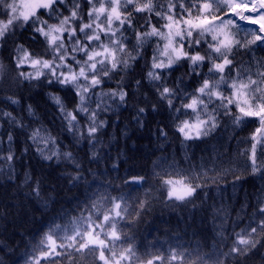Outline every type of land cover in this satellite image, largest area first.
<instances>
[{
    "label": "snow or ice",
    "instance_id": "1",
    "mask_svg": "<svg viewBox=\"0 0 264 264\" xmlns=\"http://www.w3.org/2000/svg\"><path fill=\"white\" fill-rule=\"evenodd\" d=\"M68 3L69 0H0V42L15 35L17 27L25 26H30L44 38L45 55H35L22 44L16 45L12 59L17 78L32 81L50 76L49 84L55 82L71 87L77 97L71 111L65 108L60 97L53 99L67 120L69 130L74 134L80 131L79 140L87 138L94 146L96 134L105 123L98 122L100 111L107 110L105 99L115 102L118 97L120 102H125L127 93L122 89L96 91L103 79L111 78L121 65L127 68L129 60L135 59L155 37L158 40L147 77L161 82L156 85L159 99L167 101L168 107L178 114L175 131L184 141L203 140L220 127L218 116L221 114L230 119L233 130L257 123L250 135L239 141L246 147L236 153L237 158L243 160L237 167H242L245 172L250 168L252 174L259 172L264 176V56L256 55L257 52L264 53V0H86V19L82 0H71L69 14L64 15L58 6ZM138 14H145V22L139 28ZM153 15L158 18L157 23H165L157 27L152 23ZM53 19L58 22H50ZM129 30L135 36L131 50L126 35ZM49 51L51 58H47ZM77 53L79 57L75 55ZM241 55L247 56L248 60H237ZM182 62L187 63L189 74L200 78L192 93L178 94L176 88L162 82L164 72ZM208 65L207 72L198 71ZM3 67L0 63V70ZM25 67L32 71H24ZM180 96L188 102L177 108L173 98ZM8 99L17 102L11 97ZM93 103L95 108L91 107ZM144 111V108L139 109L140 113ZM80 114L86 119L82 127L78 119ZM3 115L11 117V113ZM180 115L188 116V119L180 120ZM13 122L16 121L13 119ZM41 131H34L29 138L44 156L45 148L55 140L50 135L42 137ZM160 135L167 137L163 129ZM41 140L45 148L39 146ZM8 141L12 142L11 134ZM57 155V152L52 153V156ZM63 155L67 160L73 159L71 152ZM223 155L214 149V159L210 160L212 167L203 164V170L195 175L172 165H169L170 171L163 168L154 171L153 176L161 186L157 191L162 195L166 191V203H192L198 190L234 171L231 166L223 167ZM52 156L44 158L52 159ZM14 159L11 151L7 156L0 155V160ZM232 163L235 161H229ZM154 165L159 167L155 162ZM75 166L80 168L78 163ZM115 169L116 165H113ZM210 172L215 174L209 175ZM80 179L78 174L72 177V182ZM117 179L121 180L120 185L111 181L98 185L103 191L93 193L94 198H89L90 206L86 204L80 210L87 212L86 216L73 217L68 223H52L26 252L25 264H61L63 260L77 264V256L85 258L89 255L93 257V264H227L226 257H247L258 244L264 246V197H259L248 224L236 231L238 225L233 222V239L227 252L197 253L196 260H189L193 252L184 245H170L165 250L162 245L157 248L156 244H149L140 253L134 237L123 228L134 210L137 217L141 215L148 207V201L137 199L133 205L131 192L125 193L124 189L142 186L146 177L129 170L128 177ZM240 179L241 176H235L233 187ZM34 191L39 195L38 187ZM113 191L118 194L112 195ZM248 206L242 205L241 211ZM220 213L223 218L217 235L224 240L228 239L224 231L228 213L223 208L216 210L217 216ZM237 218L241 220L239 213ZM257 235L261 238L257 239Z\"/></svg>",
    "mask_w": 264,
    "mask_h": 264
},
{
    "label": "trees",
    "instance_id": "2",
    "mask_svg": "<svg viewBox=\"0 0 264 264\" xmlns=\"http://www.w3.org/2000/svg\"><path fill=\"white\" fill-rule=\"evenodd\" d=\"M58 7L64 15H68L71 0ZM82 8L86 19V0H82ZM138 15L139 28L145 22V14ZM157 19L153 15L152 23L157 27L165 23H157ZM50 22L58 21L53 19ZM126 35L131 50L135 36L130 30ZM157 40L152 38L135 59L129 60L127 68L121 65L111 78L105 77L96 89L97 92L122 89L127 95L125 102H120L118 97L115 102L105 99L107 110H101L98 116V122L105 123L96 134L94 146L87 138L78 139L79 130L75 134L69 130L67 120L53 99L60 97L65 108L71 111L77 103L71 87L55 82L49 84L50 76L32 81L17 78L12 59L16 45L22 44L35 55H45L47 45L44 38L30 26H25L17 27L15 35L0 42V63L4 65L0 70V155L7 156L11 151L15 157L12 161L0 160V264H25L26 252L52 223H68L73 217L86 216L87 212L81 213L80 210L86 204L90 206L89 198H94L93 193L103 191L98 189V185L109 181L120 185L121 180L117 177H128L129 170L132 174L146 177L142 186L132 185L124 189L125 193L131 192L130 202L133 205L137 199L148 201V207L141 215L137 217L134 210L123 228L124 232L134 237L140 253L149 244H156L157 248L162 245L165 250L170 245H184L193 252L189 260H196L197 253L227 252L233 239V222L238 225L236 231L249 223L257 199L264 197V176L259 172L252 174L250 168L245 172L242 167H237L243 164V160L237 158L236 153L246 147L239 141L248 137L258 124L249 123L247 127L233 130L230 119L221 114L218 116L220 127L210 137L184 141L175 131L178 114L174 108L168 107L167 101L159 99L156 85L161 82L147 77ZM75 55L79 57L80 54ZM256 55L264 56V53L257 52ZM47 58H51L50 51ZM241 59L247 61L248 57H237V60ZM207 67L210 65L198 71L207 72ZM24 71L32 69L25 67ZM199 79L189 74L187 63L182 62L173 70L165 71L162 82L176 88L180 94L192 93ZM9 97L17 102L12 103ZM183 102H188L183 96L173 98L177 108ZM91 107L95 108V103ZM140 108L145 111L140 113ZM4 113H11V117ZM78 119L82 127L86 119L83 114ZM184 119L188 116L180 115V120ZM38 129L42 130V137L50 135L55 140L47 148L43 140L39 142V146L45 148L44 156L58 153L52 159H45L37 150V144L29 138ZM161 129L167 133L166 138L160 135ZM9 134L12 135L11 143L8 141ZM214 149L224 154L223 167L231 166L234 171L223 175L215 184L209 182V186L198 190L190 204L166 203V191L163 195L157 191L161 186L153 172L161 168L170 171L169 165H172L177 170L195 175L203 170V164L212 167L210 160L214 159ZM67 152L72 153V160L64 158L63 154ZM229 161L235 163L229 164ZM154 162L159 167H155ZM77 163L79 169L75 166ZM113 165H116L115 170ZM78 174L81 179L72 182V177ZM237 175L241 179L233 187ZM37 187L39 195L34 191ZM111 194L118 193L113 191ZM245 204L249 206L242 212L241 206ZM221 208L228 213L224 230L228 239L224 240L217 235L223 213L217 216L216 210ZM238 213L242 222L237 218ZM256 238L261 237L257 235ZM147 250L153 251L151 248ZM75 259L77 264H93L91 255ZM224 259L227 264H264V246L258 244L247 257L229 256ZM61 264L71 262L63 260Z\"/></svg>",
    "mask_w": 264,
    "mask_h": 264
},
{
    "label": "rangeland",
    "instance_id": "3",
    "mask_svg": "<svg viewBox=\"0 0 264 264\" xmlns=\"http://www.w3.org/2000/svg\"><path fill=\"white\" fill-rule=\"evenodd\" d=\"M162 44H163V42H162ZM162 44H161V45H162Z\"/></svg>",
    "mask_w": 264,
    "mask_h": 264
}]
</instances>
